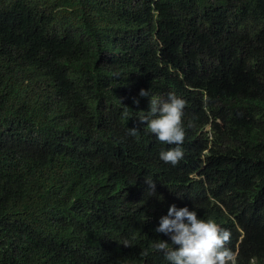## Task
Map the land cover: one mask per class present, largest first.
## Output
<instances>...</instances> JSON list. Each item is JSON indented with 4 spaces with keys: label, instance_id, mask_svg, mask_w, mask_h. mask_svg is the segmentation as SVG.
<instances>
[{
    "label": "trees",
    "instance_id": "obj_1",
    "mask_svg": "<svg viewBox=\"0 0 264 264\" xmlns=\"http://www.w3.org/2000/svg\"><path fill=\"white\" fill-rule=\"evenodd\" d=\"M141 90L186 101L175 166ZM173 204L264 264V0H0V264H167Z\"/></svg>",
    "mask_w": 264,
    "mask_h": 264
},
{
    "label": "clouds",
    "instance_id": "obj_2",
    "mask_svg": "<svg viewBox=\"0 0 264 264\" xmlns=\"http://www.w3.org/2000/svg\"><path fill=\"white\" fill-rule=\"evenodd\" d=\"M139 95L150 98V111L138 116L140 122L146 124L144 131L162 144L175 146L159 152L162 162L175 166L184 158L186 101L173 92L165 97L153 95L151 90H141ZM134 102L138 104L139 100ZM123 109L122 115L127 122L133 116L132 111L127 107ZM128 132L132 136L140 133L135 128ZM147 183L150 194H155V184L152 180ZM154 231L171 241L152 240L150 248L152 253L162 255L167 264H238V254L227 246L231 231L212 218L200 217L197 210L173 204L167 214L160 217Z\"/></svg>",
    "mask_w": 264,
    "mask_h": 264
}]
</instances>
